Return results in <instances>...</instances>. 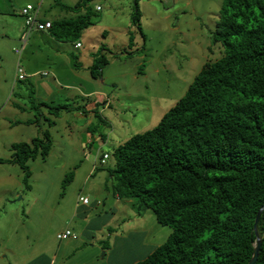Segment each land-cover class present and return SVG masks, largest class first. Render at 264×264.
<instances>
[{
	"label": "rangeland",
	"instance_id": "obj_1",
	"mask_svg": "<svg viewBox=\"0 0 264 264\" xmlns=\"http://www.w3.org/2000/svg\"><path fill=\"white\" fill-rule=\"evenodd\" d=\"M78 1L0 0V158L5 160L0 162V264H72L73 260L85 259L89 252L98 253L91 248L89 236L80 235L87 221L82 217L77 219L80 223L77 229L71 228L76 238L60 240L57 237L67 229L68 218L80 196L86 195L92 203L96 202L98 210L93 213L96 215L104 211L102 200L98 199H106L108 192H114L110 170L115 167V159H108L106 164L100 160L94 167L88 133H104L105 136L102 135L110 139L104 149L113 154L116 145L155 127L185 95L205 64L222 57L221 47L212 45V32L223 0H91L81 11L82 15L90 13L91 23L80 36L65 42L54 41L53 45L47 44L48 39L44 40L43 33L36 30L31 32L25 44L17 38L25 22L20 15L23 6L28 3L40 6V18L57 20L78 16L64 8V5L75 6ZM137 10L141 13L142 32L134 23ZM49 32L46 30L45 33ZM79 42L81 47L76 46ZM124 52H134V55L127 56ZM83 54L86 57L81 58ZM20 57L26 68L34 59L43 62L41 68L46 69L41 71H53L59 81V85H55L65 91L74 87L75 98L81 100L79 104L72 98L67 101L70 113L62 118H55L56 113L49 116L56 121L51 128L54 145L47 158L39 155L28 160L29 178L21 164L9 160L17 156L14 144H32L33 139L43 138L41 127L20 125L10 128L6 121L15 124L16 120L24 118L21 115H28L27 112L18 116L13 114L18 110L13 107V102L23 101L27 110L32 105L25 82L13 89L5 80L13 76L15 79ZM102 57L106 64L96 78L90 69L95 59ZM51 66L57 71L51 70ZM74 69H77L76 75L72 73ZM97 83L109 93L111 107L104 112L95 109L94 123L90 126L75 114L79 105L82 111L86 103L92 105L101 98L98 94H86ZM49 105L53 113L60 111L58 105ZM40 109L47 112L43 107ZM31 110L33 115L36 113L40 117L39 108ZM41 125L50 130L47 121H42ZM8 145L12 146L9 148ZM69 175L72 178L65 182ZM125 200L120 203L125 204ZM134 210L129 205L125 211L119 210L107 219L111 221V236L105 241L110 246L117 242L119 247L121 238H129L137 244L138 236L144 234L142 244L153 249L165 243L172 229L159 223L152 209L142 215ZM98 221L103 222L104 218ZM106 233V228L99 231V238ZM80 237L84 242L79 240L72 247L66 244ZM103 255L104 250L100 251L99 257ZM141 257L144 259L146 254H139L132 261Z\"/></svg>",
	"mask_w": 264,
	"mask_h": 264
},
{
	"label": "trees",
	"instance_id": "obj_2",
	"mask_svg": "<svg viewBox=\"0 0 264 264\" xmlns=\"http://www.w3.org/2000/svg\"><path fill=\"white\" fill-rule=\"evenodd\" d=\"M88 1L64 5L78 16L53 20L54 37L80 36L91 23L90 13H81ZM140 20L137 10L134 23L142 32ZM212 45L222 57L205 64L155 127L114 148V192L139 215L152 209L172 229L165 243L133 264H248L254 255V225L264 204V0H223ZM105 64L104 57L95 59L91 73L97 78ZM51 147L45 130L32 144H14L17 156L9 161L29 178L28 160L47 158ZM258 231L256 264H264V211Z\"/></svg>",
	"mask_w": 264,
	"mask_h": 264
},
{
	"label": "crops",
	"instance_id": "obj_3",
	"mask_svg": "<svg viewBox=\"0 0 264 264\" xmlns=\"http://www.w3.org/2000/svg\"><path fill=\"white\" fill-rule=\"evenodd\" d=\"M24 7V6H23ZM20 15L23 17V15L21 14V10H20ZM24 18V17H23ZM43 20H50L53 21L51 19H45L42 18ZM25 20V19H24ZM25 30V22L23 25H21V29H20V33H17L18 35L17 38L20 39L21 41V37L22 34ZM37 31V30H36ZM50 30H48L49 32ZM43 33V35L41 37H45L44 40H47V44L53 45L55 44V42H60V40H58L56 37H54V35L49 32L45 33L46 31H40ZM45 33V34H44ZM3 38L5 36H2ZM2 38V39H3ZM29 40V39H28ZM27 40V42H28ZM55 41V42H54ZM22 42V41H21ZM211 46H209L210 48ZM61 49V48H60ZM18 49H16L17 52ZM62 50V49H61ZM63 51V50H62ZM20 54V52H17ZM58 56H61V53H57ZM86 57V54H83L81 58ZM34 61H36V64H34ZM34 61H29L30 64L26 66L22 63V58L20 57L17 63V68H18V64H22L26 70V78L23 80H20L18 78V73L15 75V79L13 80L14 76L11 79H6V83L9 84V86H13V89L15 87H18V84H20L21 82H25L27 86H25L28 90L27 95L29 96V98L31 99V103L32 105L30 106L31 109L36 108L37 106H40V104H45L41 107L45 108L47 110V112H42V110L39 108V112H40V117H38L39 115L35 113V115H33L32 110H27V107L25 106V103H21L23 101H15L13 102V107L17 110V112H13V114H15L16 116H18L20 113L22 112H27L28 115H21L24 118L23 119H18L15 121V124H12L10 120L6 121L9 123L10 128H14L20 125H29V126H33L35 125L36 127H41V132L47 130L46 127H42L41 123L42 121H47L48 125L50 127V130L48 129L50 135H51V139H52V146L54 145L53 143V134L51 132V128L53 127L54 124H56L54 121V119H51L49 116L51 114H53V109L52 107H49L50 103L52 104H56L58 105V108H61L59 113L57 115H55V118H62L63 116L67 115L68 113H70L68 110L69 108L66 106V102L67 101H74V103L79 104V102H81L80 99L75 98L76 94H73V89L71 91H65L61 88H59V86L55 85L58 84L59 85V81H58V77L56 75L53 74V71H49L46 70L47 72H50L48 75H43L41 70L46 69L45 68H41L44 67L43 66V62H37L36 59H34ZM89 62V61H88ZM92 62V61H91ZM90 62V63H91ZM50 64V63H49ZM51 65V64H50ZM51 70H55L57 71V68H52V66L50 67ZM59 73V71L57 72ZM74 75H76L77 69H74V71L72 72ZM71 73V74H72ZM50 74H52V77L55 76L53 79L50 78ZM68 80V79H67ZM71 80V79H70ZM76 84V83H75ZM67 89H69L68 87H66ZM20 94V93H18ZM87 95H92V94H98L101 96L100 99H97V101H95L94 104L89 105V104H85L86 107L84 109H82L81 111V105H79L78 107V111L77 114H75V117H80V118H84L85 121H87L88 125L92 126L94 121H93V115H95L94 110L97 109L102 112H104L108 107H111V103L110 100H108L109 98V93L103 91V88L100 87V84L97 83V86L95 88H92L91 91H89L88 93H86ZM105 103H109V106H105ZM37 109V108H36ZM90 111V113L88 112V114H86L87 112L85 111ZM96 116V115H95ZM53 117V116H52ZM53 123V124H52ZM111 134L113 133L112 130L110 132ZM104 135V133H102ZM101 134V132H97L95 133L93 131V133H88L87 137H88V143H90L91 148L93 149L91 152V155L93 156V166L95 167L96 162H100V160L103 158L104 154H109L111 159L112 153L111 151L105 150V146L107 145V142H110L109 138H105L103 135ZM114 143V142H112ZM12 144V143H11ZM95 145V146H94ZM121 145V144H119ZM119 145H116V147H118ZM9 148L12 145H8ZM114 147V148H116ZM113 148V149H114ZM52 149V147H51ZM51 152V150H50ZM50 155V153H49ZM78 167V166H75ZM86 196V195H84ZM105 198L103 199H98V201L102 200V207H103V212H99L96 215H93L94 212H96L98 209L96 207V202L94 201L92 203V201H90L89 204H83L80 201L76 204V207L73 208L74 212L71 214V217L67 219V221H69L68 226L66 227L67 229H70L73 227L75 229H77L76 227L80 224L77 219L78 217H82L83 220H87L86 221V227L81 229L80 235L83 236L84 234H87L89 236V242L92 243L91 248H95L96 250H98L97 252L94 253H87L85 255V259H80V260H73L72 264H133L137 261L143 260V257L137 258L134 261L133 258L138 256L139 254H146V257H148L157 247H155L153 249V247L149 246L148 244H142V242L144 241V234L142 236H138V238L140 239V241L137 244L132 243V240H130L129 238H121V245L119 247L116 246L117 242H113V246H110L108 244L107 241H105V238L110 237L111 234L109 233V231L111 230L110 224L111 221H107V219H110L111 217L115 216L116 213L119 210H123L125 211L127 209V207L130 205L131 209L134 210V208L132 207V202L130 200H125V204H121L120 202L122 201V198H120L118 196L117 193L114 192H108L107 196H105ZM98 203V202H97ZM135 211V210H134ZM95 218H98V220H101L102 218H104V221H98ZM74 223L76 224V226L74 225ZM104 228H106L107 233L105 236H102V238H99V231H103ZM59 234V233H58ZM83 234V235H82ZM119 238H117L116 241H118ZM83 240L82 237H80L78 240H70L69 242H66L67 245H71L75 246L76 243H78V241ZM142 240V242H141ZM105 241V242H104ZM84 242V240H83ZM104 250V255L103 257H99V253L100 251ZM66 249L64 250L65 253ZM144 257V259L146 258ZM88 260V261H87ZM129 262H133V263H129Z\"/></svg>",
	"mask_w": 264,
	"mask_h": 264
},
{
	"label": "built area",
	"instance_id": "obj_4",
	"mask_svg": "<svg viewBox=\"0 0 264 264\" xmlns=\"http://www.w3.org/2000/svg\"><path fill=\"white\" fill-rule=\"evenodd\" d=\"M164 2H169L170 0H163ZM98 9H100L98 7ZM21 14L23 15L25 19V30L22 34L21 41L23 44L27 42L29 39V36L33 30L37 31H46L49 30L52 27V21L50 20H43L40 18V6H35L33 4L28 3L21 9ZM77 47H81V43H77ZM17 52H20L19 49ZM18 78L20 80H23L26 78V70L22 64H18L17 68ZM49 72L44 71L43 75H48ZM109 154H104L103 158L101 159L102 164H106L107 160L109 159ZM80 202L83 204H89L90 199L88 196H80ZM58 239L65 240L68 238H76V235L70 230L66 229L65 231L59 233L57 235Z\"/></svg>",
	"mask_w": 264,
	"mask_h": 264
},
{
	"label": "water",
	"instance_id": "obj_5",
	"mask_svg": "<svg viewBox=\"0 0 264 264\" xmlns=\"http://www.w3.org/2000/svg\"><path fill=\"white\" fill-rule=\"evenodd\" d=\"M263 211H264V204L260 208V210L258 211V214L256 216L255 225H254V231H255L256 236H257V244H256V247H255V250H254V255H253L252 259L249 261L248 264H256L257 261H258V258H259L260 249H261V245H262V240H261V238L259 236L258 226H259V221H260V218H261V215H262Z\"/></svg>",
	"mask_w": 264,
	"mask_h": 264
}]
</instances>
